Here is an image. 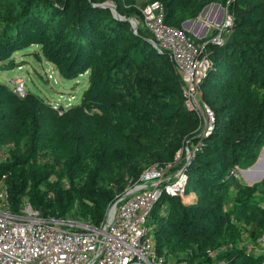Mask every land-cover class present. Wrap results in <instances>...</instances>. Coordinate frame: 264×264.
I'll return each instance as SVG.
<instances>
[{"label":"trees","instance_id":"trees-1","mask_svg":"<svg viewBox=\"0 0 264 264\" xmlns=\"http://www.w3.org/2000/svg\"><path fill=\"white\" fill-rule=\"evenodd\" d=\"M153 1L163 4L170 26L183 29L200 14L191 0ZM228 1L236 5L234 23L223 44L208 45L213 65L201 83L203 99L215 95L212 104L202 99L214 116L208 135L185 104L169 53L150 42L142 13L148 3L140 11L135 0L22 2L0 41L3 54L38 44L64 78L87 74L89 86L80 103L58 109L0 83V148H6L0 183L13 210L28 201L43 215L98 224L145 170L171 165L175 171L177 152L199 145L182 164L186 193L195 197L186 202L164 194L151 213L159 253L196 264H264V253L240 246L258 239L261 246L264 179L248 185L231 173L255 164L264 146V95L257 90L264 87V0ZM107 2L125 18L140 14L137 31L100 6Z\"/></svg>","mask_w":264,"mask_h":264},{"label":"built area","instance_id":"built-area-1","mask_svg":"<svg viewBox=\"0 0 264 264\" xmlns=\"http://www.w3.org/2000/svg\"><path fill=\"white\" fill-rule=\"evenodd\" d=\"M142 13L144 26L154 37L150 42L156 49L169 53L182 78L185 104L197 111L202 134L208 135L213 130L214 116L200 99L201 83L213 65L207 47L211 43L223 44L234 17L228 12L223 22L215 25L211 38L197 42L184 29L165 22V8L160 1L148 3ZM199 149V145L193 150L187 147L186 159ZM5 156L6 148H0V163ZM240 170L237 166L231 173L239 176ZM187 182L184 167L172 171L171 165L152 166L115 196L98 224L71 216L43 215L28 201L19 210H13L8 187L1 182L0 264H196L177 262L159 253L150 224L151 213L162 195L185 200ZM257 245L259 239L256 245L240 243L247 252L259 255ZM217 254L218 251H210L211 259H217ZM211 264L227 262L218 260Z\"/></svg>","mask_w":264,"mask_h":264},{"label":"rangeland","instance_id":"rangeland-1","mask_svg":"<svg viewBox=\"0 0 264 264\" xmlns=\"http://www.w3.org/2000/svg\"><path fill=\"white\" fill-rule=\"evenodd\" d=\"M24 1L26 0H0V41L6 34L8 23L12 21L13 17H17L21 3ZM149 1L135 0L134 8L141 11L143 6ZM110 3L116 7L113 2ZM191 3H193L192 9L200 11L196 21H202V27L210 25V31L203 38H208L212 34L216 21L219 19L222 11L224 12L223 18L225 19L228 12L231 13L232 9L236 7V5L230 3L228 0H191ZM206 8V18L202 19L201 13ZM128 18H134L137 21L141 20L140 14L135 11H132ZM209 18L212 19V22L209 21ZM143 32H145V29ZM188 33L195 41L202 39L191 32ZM4 48L5 46L0 47V83L8 85L21 96H25L28 92L37 94L58 109H61V107L65 109L72 104L81 102L83 93L89 86L87 74L71 79L64 78L57 68L45 58L42 47L38 44H33L13 52L10 51L7 54H3L6 53L4 52ZM257 90L261 95H264V87L259 86ZM232 91L236 92L237 86H234ZM239 93L242 95L244 90H241ZM212 97L214 98L215 95L210 94L205 99L200 96V99L205 100L207 104H212ZM189 149L191 150L192 148L189 147ZM176 156V166L182 167V164L186 163L187 146L178 151ZM240 169L241 172L243 169ZM239 177L242 182L247 183L248 177L245 179L243 173H239ZM194 197L195 193L189 192L188 195L184 196V201L188 202ZM259 203L264 205L262 199H259ZM257 246L259 253H264V242H261V246Z\"/></svg>","mask_w":264,"mask_h":264},{"label":"water","instance_id":"water-1","mask_svg":"<svg viewBox=\"0 0 264 264\" xmlns=\"http://www.w3.org/2000/svg\"><path fill=\"white\" fill-rule=\"evenodd\" d=\"M100 6L103 7H109L113 13L114 16L118 19L121 20H126L134 26V28L137 30L139 27V23L137 20L134 18H125L119 12L117 11L116 7L112 5L110 2L100 4ZM207 13V8L201 13V18L205 19ZM224 17V12H221V15L219 19L216 21V24H221L223 22ZM209 21L212 22V19L209 18ZM202 21H196V20H189L183 24V29L187 32H191L195 35H197L199 38H203L204 36L207 35V33L210 30V25H205L202 27ZM215 33V32H214ZM63 109V107H61ZM245 174H247L248 179L250 180V184L248 185H254L256 183L261 182L264 179V146L261 150L260 156L258 160L256 161L255 164H253L250 168L248 169H243L242 170Z\"/></svg>","mask_w":264,"mask_h":264},{"label":"crops","instance_id":"crops-1","mask_svg":"<svg viewBox=\"0 0 264 264\" xmlns=\"http://www.w3.org/2000/svg\"><path fill=\"white\" fill-rule=\"evenodd\" d=\"M209 31H210V30H209ZM212 33H213V32H212ZM207 34H208V33H207ZM240 173H243V175L245 176V179L248 177V176L246 177L247 174H245L243 171H241ZM246 182H247L248 184H250V181L248 180V178H247Z\"/></svg>","mask_w":264,"mask_h":264},{"label":"bare ground","instance_id":"bare-ground-1","mask_svg":"<svg viewBox=\"0 0 264 264\" xmlns=\"http://www.w3.org/2000/svg\"><path fill=\"white\" fill-rule=\"evenodd\" d=\"M247 177V176H246ZM249 180V179H248ZM250 181V180H249Z\"/></svg>","mask_w":264,"mask_h":264}]
</instances>
